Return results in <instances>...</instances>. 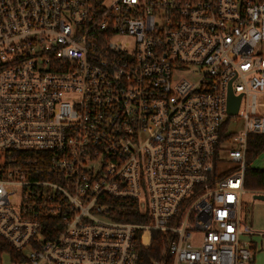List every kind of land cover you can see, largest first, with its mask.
I'll list each match as a JSON object with an SVG mask.
<instances>
[{"label":"built area","instance_id":"1","mask_svg":"<svg viewBox=\"0 0 264 264\" xmlns=\"http://www.w3.org/2000/svg\"><path fill=\"white\" fill-rule=\"evenodd\" d=\"M260 96L264 0H0V264H138L152 230L170 264L252 261Z\"/></svg>","mask_w":264,"mask_h":264},{"label":"trees","instance_id":"2","mask_svg":"<svg viewBox=\"0 0 264 264\" xmlns=\"http://www.w3.org/2000/svg\"><path fill=\"white\" fill-rule=\"evenodd\" d=\"M264 153V134H251L248 137V150L246 154V170L244 187L250 191L264 190V168L252 167L255 158ZM229 173V172H228ZM225 173L223 176L227 175ZM135 207L133 203L114 202L113 208H121L126 212L124 216L116 217L117 220L137 222L138 217L130 214ZM140 238V237H139ZM170 241L168 236L160 231L152 230L147 235L146 240L139 241L138 264H154L155 261H161L164 264H170V259L163 254ZM2 244V243H1Z\"/></svg>","mask_w":264,"mask_h":264},{"label":"rangeland","instance_id":"3","mask_svg":"<svg viewBox=\"0 0 264 264\" xmlns=\"http://www.w3.org/2000/svg\"><path fill=\"white\" fill-rule=\"evenodd\" d=\"M264 100V96L259 97V101ZM244 130V120L241 117L233 116L232 120L227 126L226 132L240 134ZM229 146H237L236 143H230ZM221 157L225 159L228 157L227 150H221ZM231 160L221 161L218 169L227 170L233 167ZM252 167L264 168V153L259 154L252 163ZM242 219L243 221L255 231H264V200L255 199L254 193L246 189L243 194ZM255 240L261 245V249L256 252L255 260L247 264H264V236H255Z\"/></svg>","mask_w":264,"mask_h":264},{"label":"water","instance_id":"4","mask_svg":"<svg viewBox=\"0 0 264 264\" xmlns=\"http://www.w3.org/2000/svg\"><path fill=\"white\" fill-rule=\"evenodd\" d=\"M241 96H235L231 89H229L228 112L230 114L237 113ZM255 199L264 200L263 194H254Z\"/></svg>","mask_w":264,"mask_h":264},{"label":"crops","instance_id":"5","mask_svg":"<svg viewBox=\"0 0 264 264\" xmlns=\"http://www.w3.org/2000/svg\"><path fill=\"white\" fill-rule=\"evenodd\" d=\"M255 237V236H254ZM254 237H253V241H254V244H255V246L257 247V249L255 250V255H256V252H258V250H260L261 249V245L258 243V241L257 240H255L254 239ZM255 255H254V257H253V260H255ZM244 264H247V263H244Z\"/></svg>","mask_w":264,"mask_h":264}]
</instances>
